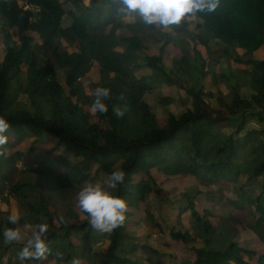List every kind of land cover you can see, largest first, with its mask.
Wrapping results in <instances>:
<instances>
[{
  "label": "trees",
  "instance_id": "trees-1",
  "mask_svg": "<svg viewBox=\"0 0 264 264\" xmlns=\"http://www.w3.org/2000/svg\"><path fill=\"white\" fill-rule=\"evenodd\" d=\"M20 1L39 11L24 10ZM74 5L78 14L66 10L62 0H0V18L19 39L17 45L4 30L7 52L0 62V116L11 124L4 147L16 137L55 138L64 153L53 158L58 166L50 172L70 194L123 170V183L109 190L127 201L126 219L113 231L98 234L87 213V220L80 222L70 206L55 225L51 208L30 200L25 190L29 185H17L10 193L25 205L36 225L49 226L48 253L43 260L21 261L18 252L26 243L18 252L10 251L13 243H4V230L12 228L6 215V222H0V264H49L52 260L73 264L77 259L80 264H165L158 250L128 230L129 225H148V238L158 233L164 239L156 208L146 206V217L137 211L152 194L160 199L165 194L156 184L153 169L175 177L193 176L220 192H233L237 199L231 203L237 206H254L256 221L250 229L257 242L264 244V58H255L264 48V0H219L214 11L196 13L173 26V34L145 25L136 15L119 13L115 0H75ZM66 16L72 19L68 27L63 26ZM126 18L137 21L125 25ZM192 18L199 20L194 30ZM123 27L130 34L121 40L117 30ZM177 34L189 35L193 46L186 40L177 44L181 56L169 69L164 58ZM64 42L74 49H62ZM158 43H162L159 54L143 58L152 73L137 77L144 67L140 53ZM39 53L45 59L43 65ZM225 60L227 68L222 66ZM95 63L100 78L94 91L107 87L111 95L105 101L108 112L93 115L94 92L88 95L82 80ZM207 76H212L215 93L201 83ZM161 85L175 87L188 97L185 106L167 112L164 125L145 100ZM24 91L27 102L21 100ZM158 101L168 107L175 99L167 96ZM114 107L122 108L125 115L117 118ZM240 165L250 166L251 173L238 186L243 176ZM59 166L65 171L60 172ZM187 201L188 206L179 209L178 220L168 221L169 234L174 241L202 242V246L189 248L181 264H264V253L240 248L235 238L225 247L220 245L224 226L212 222V209L199 212L192 194ZM187 212L191 219L185 225L182 216Z\"/></svg>",
  "mask_w": 264,
  "mask_h": 264
},
{
  "label": "rangeland",
  "instance_id": "rangeland-1",
  "mask_svg": "<svg viewBox=\"0 0 264 264\" xmlns=\"http://www.w3.org/2000/svg\"><path fill=\"white\" fill-rule=\"evenodd\" d=\"M75 0H62L66 10H71L76 14L79 13V9L74 5ZM87 8V7H85ZM192 30L196 29L198 19L192 18ZM137 19L126 18L123 20L124 24H130L136 22ZM72 23V19L68 16L65 17L63 21V26L68 27ZM0 30L3 34L0 36V62L3 60L6 54V46L4 41V30L12 36L13 41L19 45V39L15 33H13L4 21L0 18ZM174 27L164 29L165 32L174 33ZM117 35L122 40V38L127 37L130 32L126 27L119 28ZM173 31V32H172ZM187 34L178 35L175 37L173 42L168 46L167 54L164 58V65L166 68H171L172 61L176 57L181 56V49L177 44L183 41H187L192 48L193 43ZM191 38V37H190ZM162 43L152 44L148 47L146 52L140 53L141 64L144 66V55L153 56L158 55ZM62 49H67L72 51L74 49L73 45H69L64 42L62 44ZM204 57H208V52L205 48L199 46ZM122 50V47L118 48ZM256 59L262 60L264 58V48H262L257 55ZM40 64L45 63V59L41 53H39ZM223 68L228 67V63L225 60L222 64ZM248 69L250 67L244 66ZM65 72H61L62 75ZM152 72L147 68L143 67L141 70L136 72L137 77L144 75H149ZM99 65L95 63L92 68L91 73L84 77L83 87L88 95H92L94 92V86L99 82ZM64 84V80H62ZM201 83L203 85H209V90L213 93L216 92L214 82L212 81V76H207L202 79ZM26 91L21 97V100L27 102ZM173 97L175 102L168 107H164L159 104L158 98L160 97ZM145 100L152 106L156 113L158 122L162 125L165 124L168 111H175L181 106H185L188 97L184 92L179 91L175 87H169L161 85L159 88L145 96ZM210 103L212 100L207 99ZM26 108H30L27 104ZM7 155L0 157V222H6V215H12L16 213L19 217V225H13L12 228L19 226L22 231V239L17 242H13L12 252H18L21 245L27 242V239L31 235V231L24 228L25 224L36 226L34 219H32L27 214V209L25 205L16 199L12 195L11 188L17 185H29L26 191L30 193V200H36L41 205H45L46 208H51L52 218L55 225L60 223L62 216L66 215V212L70 206L78 214L80 222L87 220V215L78 206V193L70 194L67 191L65 184L55 177L51 172V168L57 167V162H53V158L64 153L63 148L57 147V142L55 138L43 137V138H28L20 140L15 138L12 145L9 147H4ZM49 152L50 155H49ZM59 171H65V167L59 166ZM238 169L241 170L242 175L239 183H245L248 175L251 173L250 166L240 165ZM153 177L156 184L161 188L165 194L161 196V199L157 197L156 194H152L151 197L144 204H140L138 211L139 214L146 217L145 210L146 206L153 205L156 208V212L160 213L161 216L156 217L158 223L161 224L164 233L162 239L158 233L152 234L153 237L148 238L149 227L148 225H140L137 227L129 225V232L141 239L147 240L148 243L156 250H158L162 255V262L165 264H181L183 258L186 257V251L192 247H201L202 242H190L188 244H183L171 239L169 234L168 221L176 222L178 220V213L180 208H185L188 206L187 195L192 194L195 197L196 206L199 212H203V209H212L214 217L212 222L216 225L224 226V239L220 242V245L228 244V240L235 238L238 242L240 248L252 249L259 253H264V244H259L250 229V226L256 221V211L255 207L249 204H241L240 206L231 203L235 201L237 196L230 191L220 192L215 185L206 186L199 182L193 176L180 175V176H170L156 169L152 171ZM102 185H107L109 178L101 177L97 180ZM202 191L201 194H195L197 191ZM21 200V199H20ZM183 223L188 225L190 221L189 212L185 213L183 216ZM179 230H181L179 228ZM99 234L100 231H97ZM10 245V244H6ZM97 248V247H96ZM98 251V250H95ZM141 254V252H139ZM93 258V253L89 255ZM49 264H56L55 260H52Z\"/></svg>",
  "mask_w": 264,
  "mask_h": 264
},
{
  "label": "clouds",
  "instance_id": "clouds-1",
  "mask_svg": "<svg viewBox=\"0 0 264 264\" xmlns=\"http://www.w3.org/2000/svg\"><path fill=\"white\" fill-rule=\"evenodd\" d=\"M20 2L28 3L25 1ZM115 2L119 5L117 9L119 13L125 16L136 15L145 25L164 29L179 25L196 13L212 12L219 5V0H115ZM110 95L111 90L107 87L95 89V99L90 109L93 115L108 112L105 101L110 98ZM113 112L117 118H122L125 115V111L120 107H114ZM10 128L11 124L5 117L0 116V157L7 155L4 146L9 141V136L6 133ZM124 179L125 172L118 169L111 173L107 185H102L100 182L87 184L78 193V206L81 211L87 213L89 224L93 229L100 232H111L123 225L128 208L127 201L109 189H115L118 184L123 183ZM63 219L61 217V220ZM8 221L13 225H19V217L16 213L10 215ZM24 228L30 230L31 235L24 247L18 252V258L21 261L46 259L48 253L46 240V233L49 230L48 224L41 223L36 226L25 224ZM3 237L5 244L20 241L22 239L21 228L19 226L6 228ZM73 264H80V262L77 259L73 261Z\"/></svg>",
  "mask_w": 264,
  "mask_h": 264
},
{
  "label": "built area",
  "instance_id": "built-area-1",
  "mask_svg": "<svg viewBox=\"0 0 264 264\" xmlns=\"http://www.w3.org/2000/svg\"><path fill=\"white\" fill-rule=\"evenodd\" d=\"M20 6L23 7L24 10L33 11L34 13L39 11L38 8H36L35 6H33L29 3L20 2Z\"/></svg>",
  "mask_w": 264,
  "mask_h": 264
},
{
  "label": "crops",
  "instance_id": "crops-1",
  "mask_svg": "<svg viewBox=\"0 0 264 264\" xmlns=\"http://www.w3.org/2000/svg\"><path fill=\"white\" fill-rule=\"evenodd\" d=\"M257 55V54H256ZM176 58H178V57H176Z\"/></svg>",
  "mask_w": 264,
  "mask_h": 264
}]
</instances>
